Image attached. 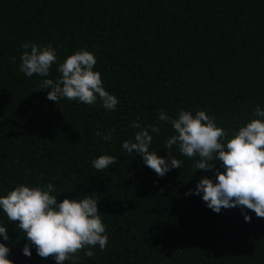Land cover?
<instances>
[{
	"label": "trees",
	"instance_id": "trees-1",
	"mask_svg": "<svg viewBox=\"0 0 264 264\" xmlns=\"http://www.w3.org/2000/svg\"><path fill=\"white\" fill-rule=\"evenodd\" d=\"M51 45L58 62L87 48L97 57L105 89L119 103L108 110L47 99L37 90L44 79L19 70L21 44ZM16 57L11 63L10 58ZM54 64L47 78L60 73ZM264 109V0H0V195L21 183L56 185L57 200L98 198L108 244L75 264H264V218L240 207L219 213L202 194L185 195L215 172L197 169L174 145L182 161L163 177L122 142L158 125L150 151L168 157L165 141L174 134L163 110H205L229 130ZM106 141L97 132L111 133ZM150 130V129H149ZM113 155L117 162L96 170L92 161ZM217 168L220 163L214 161ZM221 170H223L221 168ZM14 264H57L41 258L0 210ZM65 264H72L66 261Z\"/></svg>",
	"mask_w": 264,
	"mask_h": 264
},
{
	"label": "clouds",
	"instance_id": "clouds-1",
	"mask_svg": "<svg viewBox=\"0 0 264 264\" xmlns=\"http://www.w3.org/2000/svg\"><path fill=\"white\" fill-rule=\"evenodd\" d=\"M21 49L19 70L27 77L34 74L44 77L37 90L48 89V100L57 103L67 99L94 105L99 99L105 109L115 110L119 100L105 89L101 73L95 70L98 61L92 51L78 49L61 63L51 45L25 42ZM10 62L15 63L16 57H11ZM54 64L60 73L56 80L47 78ZM253 111L256 118L232 130L229 137V130L220 126L205 110L193 114L181 109L175 118L161 110L158 119L169 122L174 131L164 144L168 157L150 151L153 140L150 131L159 134L161 128L158 125L143 128L140 123L132 122L131 127L140 130L134 139L122 142V149L129 154L139 153L145 165L163 177L173 168H182V161L171 154L175 145L183 156L198 158L193 165L194 171L215 172L214 178H200L195 189H189L185 195L202 194L207 207L216 213L240 207L246 222H250L251 217L244 209L264 218V109L257 105ZM114 132L113 128L111 133L96 134L111 141ZM214 161L220 163V168ZM116 162V156L105 154L95 158L92 165L102 172ZM58 193L56 185L48 182L41 186L21 183L0 195V210L27 238L23 254L30 257L31 248L35 246L36 253L43 259L51 257L57 264L66 261L75 264L81 251L92 258L95 255L92 248L98 246L105 250L108 235L98 208V198L86 195L80 199L65 197L58 201ZM0 236L4 241L10 239L3 223H0ZM9 253L8 245L0 242V264H14L8 258Z\"/></svg>",
	"mask_w": 264,
	"mask_h": 264
}]
</instances>
